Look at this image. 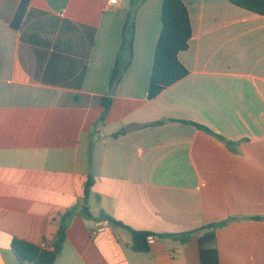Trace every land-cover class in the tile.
Wrapping results in <instances>:
<instances>
[{
	"label": "crops",
	"instance_id": "crops-1",
	"mask_svg": "<svg viewBox=\"0 0 264 264\" xmlns=\"http://www.w3.org/2000/svg\"><path fill=\"white\" fill-rule=\"evenodd\" d=\"M21 1L0 0V264H19L14 240L53 246L90 178L95 221L71 220L57 264H201L205 233L181 237L228 220L215 234L219 264H264V221L252 220L264 217V16L181 0L189 76L150 100L164 0H31L16 30ZM132 26L134 56L112 96ZM104 98L113 105L100 125ZM102 214L173 237L138 253Z\"/></svg>",
	"mask_w": 264,
	"mask_h": 264
},
{
	"label": "trees",
	"instance_id": "trees-1",
	"mask_svg": "<svg viewBox=\"0 0 264 264\" xmlns=\"http://www.w3.org/2000/svg\"><path fill=\"white\" fill-rule=\"evenodd\" d=\"M229 2L245 11L264 16V0H229ZM31 0H22L12 23L13 29L18 30L27 13ZM162 33L156 47L154 67L149 88V99L154 100L164 91L184 80L189 76L188 70L181 64L179 56L187 51L193 36L190 14L181 0H164L162 9ZM134 26L130 36L125 39L124 45L118 55L117 63L111 77V90L119 84L122 76L131 65L134 56ZM127 58V61H125ZM113 105L112 98H104L102 106L103 115L99 121L100 125H104ZM199 129L206 131L213 137L224 142L231 151H235L236 144L227 142L224 138L214 134L209 129L197 126ZM94 181L90 178L86 184L84 197L81 206L67 212L61 220L60 230L57 234L56 241L52 249H42L39 246L21 241L14 240L12 243V251L16 256L19 264H57L60 255L63 252L67 241V230L71 220L80 215L86 220L95 221L90 213L89 200L92 194ZM81 210L79 211V209ZM254 221H264V217L253 218ZM100 222L106 223L111 227L121 228L129 231L133 235L132 249L138 253H148L150 245L149 237H159L161 239L173 236H156L149 232L134 231L122 223L117 222L107 214H102L99 218ZM236 220H228L225 222L212 224L181 237V241L186 243L190 236L196 233H205L201 236L200 260L201 264H219L218 251L216 249V231L228 226Z\"/></svg>",
	"mask_w": 264,
	"mask_h": 264
},
{
	"label": "built area",
	"instance_id": "built-area-1",
	"mask_svg": "<svg viewBox=\"0 0 264 264\" xmlns=\"http://www.w3.org/2000/svg\"><path fill=\"white\" fill-rule=\"evenodd\" d=\"M110 4L112 5V6H118L119 5V0H110ZM103 231H105V228L102 226V225H100L99 227H98V229L94 232V234H97V233H101V232H103ZM156 238L155 237H149L148 238V244L149 245H153L155 242H156ZM42 249H46V250H48V249H52L53 248V246H47V245H42V247H41Z\"/></svg>",
	"mask_w": 264,
	"mask_h": 264
},
{
	"label": "water",
	"instance_id": "water-1",
	"mask_svg": "<svg viewBox=\"0 0 264 264\" xmlns=\"http://www.w3.org/2000/svg\"><path fill=\"white\" fill-rule=\"evenodd\" d=\"M115 92H116V87H113L112 92H111V95L112 96L115 95Z\"/></svg>",
	"mask_w": 264,
	"mask_h": 264
}]
</instances>
